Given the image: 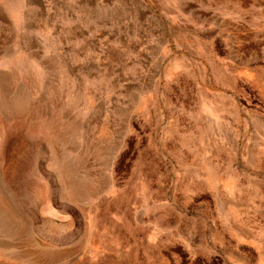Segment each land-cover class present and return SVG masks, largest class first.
<instances>
[{
	"label": "rangeland",
	"instance_id": "1",
	"mask_svg": "<svg viewBox=\"0 0 264 264\" xmlns=\"http://www.w3.org/2000/svg\"><path fill=\"white\" fill-rule=\"evenodd\" d=\"M236 6L0 0V264H264Z\"/></svg>",
	"mask_w": 264,
	"mask_h": 264
},
{
	"label": "crops",
	"instance_id": "2",
	"mask_svg": "<svg viewBox=\"0 0 264 264\" xmlns=\"http://www.w3.org/2000/svg\"><path fill=\"white\" fill-rule=\"evenodd\" d=\"M235 2L237 6L234 11L239 19L235 20L233 26L234 42L249 57L255 50L264 54V0Z\"/></svg>",
	"mask_w": 264,
	"mask_h": 264
}]
</instances>
